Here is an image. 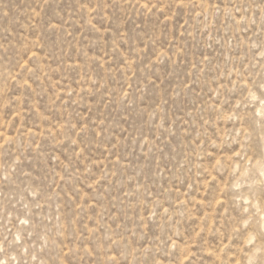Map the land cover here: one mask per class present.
I'll list each match as a JSON object with an SVG mask.
<instances>
[{
    "label": "rangeland",
    "instance_id": "1",
    "mask_svg": "<svg viewBox=\"0 0 264 264\" xmlns=\"http://www.w3.org/2000/svg\"><path fill=\"white\" fill-rule=\"evenodd\" d=\"M263 172L264 0H0V264H264Z\"/></svg>",
    "mask_w": 264,
    "mask_h": 264
},
{
    "label": "bare ground",
    "instance_id": "2",
    "mask_svg": "<svg viewBox=\"0 0 264 264\" xmlns=\"http://www.w3.org/2000/svg\"><path fill=\"white\" fill-rule=\"evenodd\" d=\"M264 173V172H263ZM263 176V175H262Z\"/></svg>",
    "mask_w": 264,
    "mask_h": 264
}]
</instances>
